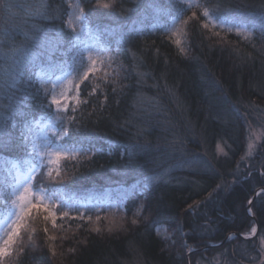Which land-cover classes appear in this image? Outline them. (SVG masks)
Returning a JSON list of instances; mask_svg holds the SVG:
<instances>
[{
    "label": "trees",
    "instance_id": "trees-1",
    "mask_svg": "<svg viewBox=\"0 0 264 264\" xmlns=\"http://www.w3.org/2000/svg\"><path fill=\"white\" fill-rule=\"evenodd\" d=\"M74 1L45 0L46 19L23 16L22 6L39 0H6L23 22L17 17L18 27L11 28L5 21L11 12L0 8V28L10 32L2 46L30 49L44 65L49 53L29 37L55 41L62 29L65 37L78 35L84 48L97 30L91 22L90 33L69 25ZM76 2L85 16L91 11L105 23H111L107 14L119 16L121 23L135 21V30L99 35L107 56L80 84L81 103L58 113L81 142L78 151L62 158L54 179L41 170L43 183L59 185L63 196L110 194L119 203L77 206L76 213L56 215L55 226L43 219L47 213L34 212L0 264H264V141L255 156L245 157L250 129L264 127V33L256 29L242 38L204 28L202 8L194 7L176 23L183 39L175 38L169 31L174 13L196 0ZM219 2L242 18L264 16V0ZM68 47L67 40L57 45L52 61L71 62V54L62 55ZM6 63L0 59V66ZM38 70L29 64L16 87L0 95L6 144L22 133L34 142L37 123L51 118L42 89L52 87L35 78ZM10 102L15 111L8 110ZM22 155L5 147L0 166L27 165L15 159ZM191 160L197 168L186 167Z\"/></svg>",
    "mask_w": 264,
    "mask_h": 264
},
{
    "label": "snow or ice",
    "instance_id": "snow-or-ice-1",
    "mask_svg": "<svg viewBox=\"0 0 264 264\" xmlns=\"http://www.w3.org/2000/svg\"><path fill=\"white\" fill-rule=\"evenodd\" d=\"M83 2L87 4L89 3V0H83ZM102 6L108 8L111 5L109 3H103ZM22 7L24 9L23 16H44L46 19L48 18L45 14L48 8L45 0H39L38 3L26 4ZM194 7L202 8V16L208 21V23L202 25L204 28H208L209 23L213 26H216L218 23L220 26L228 25V28L226 29L227 31L237 29V35H241V32L239 31L240 29L248 28L253 30L258 29L261 33H264V16L242 18L230 10L223 9L219 0H205L204 4H201L199 3V0H196L195 3L188 4L184 8L178 9L173 15V24L179 23L182 19L183 12ZM0 8H6L11 12L13 5L8 4L6 0H0ZM192 15L195 17L196 13L193 12ZM17 17H20V22H23V17L20 16L19 12H11L10 16L5 17V21L11 26V28L15 29L18 27ZM107 18L110 19L111 23H105L104 19L99 16L93 17L91 11L85 16L82 8L74 6L73 19L69 21V25L72 26L73 20L78 23L84 22V27L81 31L90 33L88 25L89 22H91L97 30L94 38L98 45L100 44L99 35L102 33L115 35L117 32H121L124 28H127L129 32L135 30V21L129 25L127 21L121 23V17L119 16L107 14ZM113 23L116 24L117 27H112ZM165 27L167 26L165 25ZM33 28H37V26L33 25ZM9 36L10 32L8 29L0 28V59L7 62L6 66H0V95H4L7 89L16 87L19 78L24 74L25 67L29 64H32L34 68L39 69L34 72V76L42 84L51 82L53 76H55L57 72L62 73V75L56 76V83L51 90L42 89L45 91L46 99L50 97L49 102L42 106L46 110L45 114L51 117L49 120V126L55 127L57 123L60 124L58 133L54 132V135H57L59 141L55 145V148L57 149L55 152L56 161H51L50 159V162H58L61 153L66 154L69 151L78 150V145L81 143L75 140L73 135L69 134V130L64 124L63 118L59 116L58 113L68 112V105L73 101L76 105L81 103L79 97L80 84L85 80H88L90 72L96 71L95 66L97 61L91 55H88L85 59L84 53L88 52V48H80L78 46L79 43H81L79 36L65 37L62 29L57 32L55 41L43 37L40 39L29 37V39L33 40L35 44H38L42 48H46L49 53L47 58L48 62L44 65L35 63L36 53L32 52L30 49L11 45L5 50L2 45ZM65 40H67L69 47L68 51L62 53V55L68 56L71 54V62L68 60H65L63 63L53 62L50 53L52 51H57V45L63 44ZM177 44H179V41H177ZM107 50L108 49L103 45H100L98 48L99 52H106ZM181 51H183V49H181ZM74 73L76 74L75 78L79 80V83L75 84L74 89L68 87L65 91L60 92L59 98H57L56 84L68 77H72ZM44 74H47L48 81L42 79ZM68 84L71 85L72 80H68ZM73 90L76 94L70 96L69 93ZM53 106H55V112L51 111ZM2 107L3 106H0V108ZM8 110L15 111V105L13 102H10L8 105ZM23 115L25 129L27 131L28 125L31 123L30 117L33 116V113L29 111ZM41 118H43V116ZM5 119H7V117L3 115V111H0V152H2L5 147H15L16 149L22 150L23 155L16 157L15 159L24 161L27 163L28 167L26 171L21 172L19 166L15 163H10L8 169L0 166V259L10 254L12 245L16 244L17 239L20 237L21 230L26 227L27 219L32 218L34 212L37 215L47 213V215L43 216V219L48 220L51 218L53 226H55L56 214L55 212L50 211L48 201L54 202L57 199L61 200L60 207L62 211L64 208L75 207L73 203L63 198V189L59 185L50 183L45 186L43 183L45 179V176L41 173V169L45 168L43 160L45 152L43 149L50 147L51 141H48L43 145L37 142H29L28 137L22 133L17 142L13 143L10 138L9 142L6 144L4 140L5 134L2 128V122ZM79 150H82V147L79 148ZM52 155L53 153H48L49 158H51ZM32 160H36L37 162L32 163ZM56 175H59L58 171ZM47 177L54 179L52 171L47 172ZM249 203L251 204V201H249ZM96 207H99V205H96ZM63 215L67 216L68 213L63 212ZM45 231L47 230L45 229Z\"/></svg>",
    "mask_w": 264,
    "mask_h": 264
},
{
    "label": "rangeland",
    "instance_id": "rangeland-1",
    "mask_svg": "<svg viewBox=\"0 0 264 264\" xmlns=\"http://www.w3.org/2000/svg\"><path fill=\"white\" fill-rule=\"evenodd\" d=\"M74 6H78L76 0L73 2V7L71 10V14L69 17V21L73 19V12H74ZM79 7V6H78ZM80 8V7H79ZM206 20V19H205ZM206 22L208 23V21L206 20ZM74 27L78 28V30L81 31V29L84 27V22H75L73 20V24ZM209 25L213 26L211 23H209ZM213 27H218L221 29L226 30L228 28V25H224V26H220L218 23L216 26ZM169 31L172 34V36H174L177 39H183V32L182 30L179 28L178 24H173L169 27ZM227 31V30H226ZM241 32V35H239L242 38H251L254 34L253 29L248 28V29H240L239 30ZM237 35V29H233L232 31ZM95 37V36H94ZM86 38V42L84 44V47L88 48V52L85 53V59L87 58L88 55H91L96 61V70L101 66L102 64V60L105 59V57L107 56V51L106 52H99L98 48L100 45H103L102 42L100 41V44L98 45L95 42V38ZM105 46V45H103ZM106 47V46H105ZM90 63V62H89ZM62 75V73L57 72L55 74V76H53L52 81L51 82H46L48 84L51 85V87H53V85L56 83V76H60ZM76 74L74 73L72 77H68L67 79H64L62 81H60L58 84H56V94H57V98H59V93L62 91H65L66 88L68 87H72L73 89L75 88V84L79 83V80L75 78ZM42 79L44 81H48V76L47 74H44ZM68 80H72V84L69 85L68 84ZM76 93L73 90L72 92L69 93L70 96H74ZM79 97H80V89H79ZM70 104H75V102H71L69 103L68 107L70 106ZM59 128L55 125V127L49 126V122H40L37 123V125L35 126L34 129V136L33 141L40 143V144H45L48 141H51V146L48 148L43 149V151L45 152V155L43 157L44 160V164H45V168L41 169L44 170L45 173H47L48 171H52L55 172L58 170L59 165L62 161V158H65L67 156L70 155H74L77 153L78 150H74V151H69L66 154L65 153H61L60 155V159L58 162H50L51 161H56V155L55 152L57 151V149L55 148L56 143H58V139H57V135H54V132L58 133ZM264 141V127H260V128H253L250 129V134H249V139H248V143L246 146V150H245V157H249V156H255V154L258 151L259 146H261L262 142ZM51 152L53 153V155L51 156V158H49L48 153ZM37 161L33 162L36 163ZM19 166V170L21 172H24L27 170L28 165H24V166H20V164L15 163ZM198 166V162L197 160H191L189 163H187L186 167L189 169H195ZM170 171H167L166 173H163L161 175H158L155 177V180H160L162 178H166L168 176V173ZM134 188H136V185L131 186L128 191L133 190ZM64 199L68 200L69 202L73 203L75 205L74 208H64L63 211L61 210V200L57 199L54 202L53 201H48V205H49V209L50 211L55 212L56 215L58 214H63V212H67L68 214H73L76 213L78 210L76 209L77 206L82 207L81 205L85 206L87 204H98L99 206L103 205V204H113L116 205L119 203V199L115 196H110V194H107L105 196H96V197H82V196H63ZM124 203V200H122V205ZM55 215V216H56ZM157 230L163 234V235H167L166 233V228L164 226H158ZM254 233V232H253ZM252 233V234H253ZM251 234V235H252ZM260 248H261V253L264 256V240L261 239L260 241Z\"/></svg>",
    "mask_w": 264,
    "mask_h": 264
},
{
    "label": "flooded vegetation",
    "instance_id": "flooded-vegetation-1",
    "mask_svg": "<svg viewBox=\"0 0 264 264\" xmlns=\"http://www.w3.org/2000/svg\"><path fill=\"white\" fill-rule=\"evenodd\" d=\"M257 231H258V230H257ZM257 231H256V228H255V231H254V233H253L252 235H255V236H256L257 233H258ZM252 235H251V236H252Z\"/></svg>",
    "mask_w": 264,
    "mask_h": 264
},
{
    "label": "water",
    "instance_id": "water-1",
    "mask_svg": "<svg viewBox=\"0 0 264 264\" xmlns=\"http://www.w3.org/2000/svg\"><path fill=\"white\" fill-rule=\"evenodd\" d=\"M259 190V189H258ZM258 230V225H256V231ZM255 235H252L251 237H254Z\"/></svg>",
    "mask_w": 264,
    "mask_h": 264
}]
</instances>
